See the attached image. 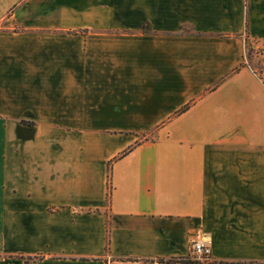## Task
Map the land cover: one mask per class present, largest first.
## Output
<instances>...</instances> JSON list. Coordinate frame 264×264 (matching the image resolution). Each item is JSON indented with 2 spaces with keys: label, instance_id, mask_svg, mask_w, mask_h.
Wrapping results in <instances>:
<instances>
[{
  "label": "crops",
  "instance_id": "crops-1",
  "mask_svg": "<svg viewBox=\"0 0 264 264\" xmlns=\"http://www.w3.org/2000/svg\"><path fill=\"white\" fill-rule=\"evenodd\" d=\"M246 41L264 0H0V264H264Z\"/></svg>",
  "mask_w": 264,
  "mask_h": 264
},
{
  "label": "rangeland",
  "instance_id": "rangeland-1",
  "mask_svg": "<svg viewBox=\"0 0 264 264\" xmlns=\"http://www.w3.org/2000/svg\"><path fill=\"white\" fill-rule=\"evenodd\" d=\"M244 59L264 79V41H246L244 46ZM147 135L141 137V141L154 140L157 137V131L149 132Z\"/></svg>",
  "mask_w": 264,
  "mask_h": 264
},
{
  "label": "built area",
  "instance_id": "built-area-1",
  "mask_svg": "<svg viewBox=\"0 0 264 264\" xmlns=\"http://www.w3.org/2000/svg\"><path fill=\"white\" fill-rule=\"evenodd\" d=\"M194 260L174 258H153L149 260H138L135 264H179L184 262H208L212 258V250L209 242L196 241L193 243Z\"/></svg>",
  "mask_w": 264,
  "mask_h": 264
},
{
  "label": "trees",
  "instance_id": "trees-1",
  "mask_svg": "<svg viewBox=\"0 0 264 264\" xmlns=\"http://www.w3.org/2000/svg\"><path fill=\"white\" fill-rule=\"evenodd\" d=\"M143 27H145V26H143ZM255 71V70H254ZM256 73H257V71H255ZM258 74V73H257ZM259 75V77L264 81V79L261 77V75L260 74H258ZM129 151L130 150H128V151H126V152H124L123 154H122V156H125L126 154H128L129 153ZM121 156V157H122ZM110 189V188H109ZM109 197H110V193H108V200H109ZM184 263H190V262H184ZM192 263V262H191Z\"/></svg>",
  "mask_w": 264,
  "mask_h": 264
}]
</instances>
